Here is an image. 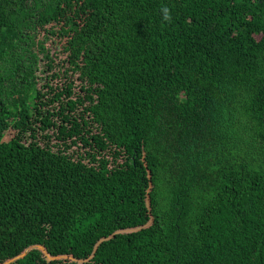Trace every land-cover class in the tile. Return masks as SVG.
<instances>
[{
  "label": "trees",
  "instance_id": "1",
  "mask_svg": "<svg viewBox=\"0 0 264 264\" xmlns=\"http://www.w3.org/2000/svg\"><path fill=\"white\" fill-rule=\"evenodd\" d=\"M0 264H264V0H0Z\"/></svg>",
  "mask_w": 264,
  "mask_h": 264
},
{
  "label": "clouds",
  "instance_id": "2",
  "mask_svg": "<svg viewBox=\"0 0 264 264\" xmlns=\"http://www.w3.org/2000/svg\"><path fill=\"white\" fill-rule=\"evenodd\" d=\"M164 11H165L164 19H165V20H168V19H169V16L167 15V9H165Z\"/></svg>",
  "mask_w": 264,
  "mask_h": 264
}]
</instances>
